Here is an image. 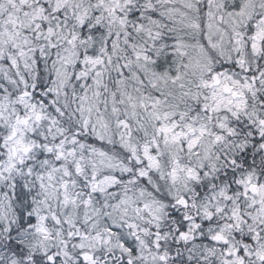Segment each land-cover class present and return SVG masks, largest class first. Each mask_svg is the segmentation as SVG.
<instances>
[{"label": "clouds", "instance_id": "1", "mask_svg": "<svg viewBox=\"0 0 264 264\" xmlns=\"http://www.w3.org/2000/svg\"><path fill=\"white\" fill-rule=\"evenodd\" d=\"M147 2L158 13L153 32L168 37L170 45L181 42L168 49L172 60L164 71L169 76L154 77L152 72L160 70L152 65L147 75L137 69L121 34L113 64L105 63L107 88L97 89L57 75L55 61L62 45L41 58L45 42L30 31L28 44L9 41L4 30L12 26L5 21L14 9L9 0H0V264H35L34 255L44 257L42 264H48V255L60 257L56 264H80L81 251L91 253L97 264H223V250L211 237L221 231L235 241L227 226L237 208L256 216L254 221L245 219L264 232V212L259 211L264 208V185L247 198L239 189L231 190V173L242 178L249 172L245 158L257 166L264 160V43L253 39L257 26L264 27V0H239L241 7L231 17L226 9L216 11L217 17L224 15L223 22L205 15L207 0ZM234 2L227 0L229 5ZM118 30L112 28V39ZM130 35L136 43L152 42L142 33ZM102 46L100 38L97 47ZM129 59L143 82L128 77L121 104L115 64ZM173 75L179 78H169ZM113 92L117 113L112 111ZM127 94L135 98L139 122L131 115ZM153 96L161 101L158 119L151 108L146 112L139 107L141 98L147 103ZM37 111L43 113L40 120ZM120 119L131 126L126 139V130L117 125ZM162 127L170 131H157ZM56 143H62L64 157L58 160L53 147L50 154L45 152L47 164L36 159L43 145ZM145 147L154 158L151 162ZM253 172L255 181L258 173ZM104 178L110 181L100 185L104 190L92 191L91 185ZM21 192L26 194L23 201L17 199ZM20 211L25 220L29 214L37 217L13 236L26 250L23 256L6 246ZM77 230L81 237L88 234L80 241L83 248L68 235ZM97 234L107 242L96 241ZM125 241L135 253L121 248Z\"/></svg>", "mask_w": 264, "mask_h": 264}, {"label": "snow or ice", "instance_id": "2", "mask_svg": "<svg viewBox=\"0 0 264 264\" xmlns=\"http://www.w3.org/2000/svg\"><path fill=\"white\" fill-rule=\"evenodd\" d=\"M14 9L9 13V18L5 21V24L11 25V29L5 28L4 32L7 35L9 41H19L22 45L30 43V38L27 36V32H31L32 37L36 40H43L44 46L39 49V56L41 58L46 57L48 50H55L58 46H63L61 51L57 53L56 58V73L61 77H70L76 80L80 87H84L85 84L91 83L96 85L97 89L101 86L107 88V85L103 82L104 73L108 71L105 67V63L111 66L113 64V57L116 55V50L119 48V38L121 34L124 37V43L128 48L132 50V55L136 58V68L143 71L146 75L149 72L148 65H152L155 69L160 71L152 72V75L157 78L163 79L168 77V72L164 71L165 65L172 60V55L168 51L170 47L178 48L180 41L177 39L175 45L167 43L168 37L164 36L160 31L153 32L155 25L159 24L157 19L158 13L154 10V6L150 2L139 4L138 0H96L95 4H89L86 0H9ZM207 11L205 15L215 19L224 21V15L216 16V11L221 9L227 10V15L231 17L233 15V9H239L241 6L239 0H236L233 4L229 5L227 0L217 2V0H207L205 5ZM239 14V13H238ZM264 24V20H261ZM71 25V27H70ZM107 25V27H106ZM118 27V31L115 33V39H112V28ZM249 32L253 31V26L249 25ZM135 33H142L146 35L152 42L148 44L146 42L136 43L133 41ZM103 38V46L97 47L98 39ZM254 40H259L264 43V27L257 26V30L253 36ZM15 46V45H14ZM253 49H257L256 43L252 44ZM23 47H21V55H23ZM153 57H155L153 59ZM15 64V60L11 61ZM133 61L131 59L121 64H115V70L118 78L115 81L117 85V91L120 93L119 103L123 104L124 97L126 95L124 88L126 87V79L128 77L140 79L138 72L132 71ZM63 68V71H62ZM71 68L73 71L68 72L67 69ZM173 80L178 79L177 75L169 77ZM142 83V79H140ZM63 83V80H62ZM152 87H156V79L150 80ZM140 91V89H137ZM24 95H29L25 93ZM99 96V91L96 92ZM113 97V113H117L118 109L116 104V93H112ZM86 98V97H85ZM130 107L133 109L131 115L133 119L139 122L137 113L135 111L136 101L130 94H127ZM44 103H48L44 101ZM161 104L159 97H149L147 103L141 98L139 101V107L148 111L151 108L152 116L160 118V112L157 110ZM35 108V105H32ZM59 111V109H57ZM127 114V113H126ZM43 116L42 112H35L36 120H40ZM167 116V113H164ZM264 123V121H261ZM117 125L126 130V136L122 133V137L125 139L131 136V126L126 119H120L117 121ZM87 126V121H85ZM157 131H163L167 133L170 131L168 127H162ZM99 137L98 139H102ZM37 139L43 140L40 137ZM73 143H75V137H73ZM44 150L40 151L36 159L41 160L47 164L45 159V152L51 153L53 147L57 149L56 156L59 160L64 157L65 152L62 143H56L43 145ZM83 147V145H81ZM264 149V145H261ZM27 151V148H25ZM248 151H251L250 149ZM68 154H73L72 150H69ZM133 154L135 150L133 149ZM144 155L150 162L154 159L145 147ZM243 155V154H242ZM259 155V153H257ZM256 157H253L255 160ZM244 166L249 169L247 175L242 178H236V173H231L234 178V187L231 189L233 192L238 189L244 193V198H247L248 193H255L258 186L264 185V160L260 161L259 166L255 163L249 164L247 158L244 160ZM258 173L257 178L253 181V175ZM31 171V169H29ZM75 171L79 174L81 169L79 165L76 166ZM243 171V169H238ZM65 174H69L65 170ZM109 178H104L99 184L93 183L91 185L92 191H103L101 184L108 183ZM26 198V194L21 192L17 195V199L23 201ZM68 197L65 196L67 202ZM88 204L89 201H85ZM184 203L183 200L180 201ZM255 205L253 200L249 207ZM28 209L32 208L31 204L25 206ZM19 211V210H18ZM219 211V209L217 210ZM260 212H264V208L259 209ZM24 212L20 211L18 219V226H13L9 229V240L7 242V248L9 251L14 252L17 256H23L25 249L23 245L16 242L13 236L19 233L26 225H32L37 217L29 214L27 220L24 219ZM250 217L251 220H256L257 217L251 213H241L237 208L233 211L228 224V229L231 230L232 236L236 239L233 241L229 236H226L221 231H217L212 237V241L219 242L220 248L223 250V264H264V232L258 230L253 223L245 219ZM39 219L43 220V217ZM52 219L56 223H60L59 219L53 215ZM206 224L209 222L206 221ZM246 228V231H245ZM42 232L47 233L46 228L39 229ZM108 232H112V229H106ZM183 233L181 232V235ZM68 235L72 237L80 248L84 245L80 243L82 239H88V234L85 233L81 237L79 230L76 234L69 232ZM95 240L105 243L107 238L101 237L99 234L95 236ZM127 242L121 243V248L126 252L130 251L135 253V249L131 246H126ZM64 255L69 253L64 252ZM80 264H97L96 258L89 252L81 251L79 254ZM33 261L35 264H42L44 257L41 255H34ZM59 256L48 255V264H56L59 261ZM131 264V261L128 262Z\"/></svg>", "mask_w": 264, "mask_h": 264}]
</instances>
